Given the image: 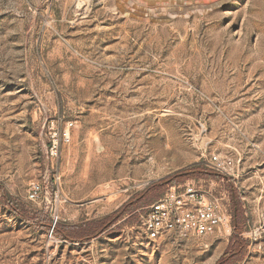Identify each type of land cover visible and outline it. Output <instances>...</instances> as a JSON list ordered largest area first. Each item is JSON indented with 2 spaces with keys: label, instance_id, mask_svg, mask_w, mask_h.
Listing matches in <instances>:
<instances>
[{
  "label": "rangeland",
  "instance_id": "374dc122",
  "mask_svg": "<svg viewBox=\"0 0 264 264\" xmlns=\"http://www.w3.org/2000/svg\"><path fill=\"white\" fill-rule=\"evenodd\" d=\"M137 1L0 0V200L4 190L54 223L82 224L219 155L241 166L239 264H264V0L207 1L186 15ZM70 124L54 157L52 137ZM146 209L70 243L0 203V264H215L228 246L232 231L150 241Z\"/></svg>",
  "mask_w": 264,
  "mask_h": 264
},
{
  "label": "trees",
  "instance_id": "16d2710c",
  "mask_svg": "<svg viewBox=\"0 0 264 264\" xmlns=\"http://www.w3.org/2000/svg\"><path fill=\"white\" fill-rule=\"evenodd\" d=\"M215 180L224 185L228 194L230 205V225L232 234L228 246L215 264H239L248 253L249 240L243 237L249 231V218L242 205L240 194L235 188L233 178L222 177L210 170L203 163L193 164L181 169L170 176L151 184L141 191L134 199L127 201L112 214L82 224H67L60 221L53 222L50 216L41 217L39 212L2 190L1 205L19 220L31 224L38 219L39 227L51 231V235L70 243L89 242L125 220L121 226L115 228L119 231L122 226L138 223L139 213L148 208L158 199L162 198L169 190L183 185L188 180Z\"/></svg>",
  "mask_w": 264,
  "mask_h": 264
},
{
  "label": "built area",
  "instance_id": "2783aa9c",
  "mask_svg": "<svg viewBox=\"0 0 264 264\" xmlns=\"http://www.w3.org/2000/svg\"><path fill=\"white\" fill-rule=\"evenodd\" d=\"M68 126L62 133H55L50 148L56 157L58 141L70 143ZM207 168L222 177L237 179L239 167L233 159L211 156L206 162ZM208 188L189 183L169 190L162 198L151 204L141 216L140 229L150 241L175 237L185 241H203L216 235H230V200L227 193L215 194L213 182ZM31 201L43 195L42 187L33 184L27 193ZM51 236V234H50ZM204 247H208L205 243Z\"/></svg>",
  "mask_w": 264,
  "mask_h": 264
},
{
  "label": "bare ground",
  "instance_id": "6f19581e",
  "mask_svg": "<svg viewBox=\"0 0 264 264\" xmlns=\"http://www.w3.org/2000/svg\"><path fill=\"white\" fill-rule=\"evenodd\" d=\"M184 1L185 0H138L137 1L138 3H136V4L137 5H141L140 8H138V10H142L143 7H144V9L152 10L155 7H158V6H161V7L162 6H166V7L170 6L171 11L173 13H176V14H184L185 13V15H186V14H190L192 12L191 10H196V9L201 10L203 7L206 6L207 1L208 2L211 1L213 3V0H186L187 1L186 3H192L193 4L192 6H186L187 4L185 5ZM215 2H216V0H215ZM123 6L120 5V7H121L123 13L125 14V16H130V13L128 12V10H126V8H124ZM170 8H168V10ZM166 12H169V11H166ZM169 15L170 14H167L166 16L159 15L157 20H160V21H162L164 19L166 20Z\"/></svg>",
  "mask_w": 264,
  "mask_h": 264
},
{
  "label": "crops",
  "instance_id": "0c3cea01",
  "mask_svg": "<svg viewBox=\"0 0 264 264\" xmlns=\"http://www.w3.org/2000/svg\"><path fill=\"white\" fill-rule=\"evenodd\" d=\"M239 167V171L241 172V166H240V162L237 165Z\"/></svg>",
  "mask_w": 264,
  "mask_h": 264
},
{
  "label": "water",
  "instance_id": "95a60500",
  "mask_svg": "<svg viewBox=\"0 0 264 264\" xmlns=\"http://www.w3.org/2000/svg\"><path fill=\"white\" fill-rule=\"evenodd\" d=\"M152 183V182H151Z\"/></svg>",
  "mask_w": 264,
  "mask_h": 264
}]
</instances>
